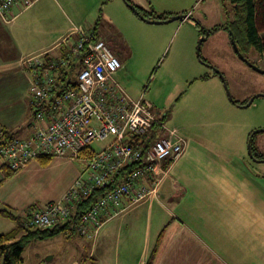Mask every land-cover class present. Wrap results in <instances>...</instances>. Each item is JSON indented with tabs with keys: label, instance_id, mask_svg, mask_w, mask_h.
Returning <instances> with one entry per match:
<instances>
[{
	"label": "crops",
	"instance_id": "crops-1",
	"mask_svg": "<svg viewBox=\"0 0 264 264\" xmlns=\"http://www.w3.org/2000/svg\"><path fill=\"white\" fill-rule=\"evenodd\" d=\"M74 1L38 0L23 11L16 6L12 11L15 18L10 23L0 13V130L16 132V139L20 141H29L33 133L32 87L37 76L60 83L61 74L66 76L71 71V62L56 71L44 67L70 60L80 38L79 31L87 32L74 24L69 13L70 10L75 13ZM107 1L109 18H123L125 30L145 24L123 0H80L83 5L86 3L94 9L101 6L106 11ZM131 1L158 16L187 15L186 11L159 13L150 0ZM181 22L198 29L196 41L203 37L193 19ZM115 26L119 43H123L119 46L125 47L127 53L115 80L125 91L118 78L127 70L136 45L130 37H125L120 26ZM88 33L100 38L97 30ZM249 56L251 61L264 66V53L251 47ZM38 60L43 61L40 67ZM216 75L208 73L202 76H208L206 79H197L218 80L221 84L212 83L215 98L206 105L219 106L227 112L235 108L243 110L246 107L239 105L257 93L250 92L244 100L232 103ZM247 108L251 109L242 114V123L237 119L228 121L230 128L222 134L229 139L213 138L221 141L217 149L205 143L210 137L197 133L181 135L185 151L172 164L164 163L168 174L159 186L158 195L141 202L124 216L120 214L106 220L90 236L79 235L81 240H74L69 264H264V162L253 161L242 143L230 144L238 136L233 126L239 129L240 135L250 133L247 142L255 129H264V97ZM258 134L253 138L254 147L257 154L264 156V138H257ZM75 162L70 158H53L47 166L41 165L39 160L30 162L0 185V210L19 215L33 205L61 200L81 177V166ZM3 178L1 169L0 181ZM131 215H135L132 221L146 216L148 229L138 233ZM15 227V222L0 216V235ZM61 235L72 239L76 236L62 233L53 238ZM0 264H3L2 258Z\"/></svg>",
	"mask_w": 264,
	"mask_h": 264
},
{
	"label": "built area",
	"instance_id": "built-area-1",
	"mask_svg": "<svg viewBox=\"0 0 264 264\" xmlns=\"http://www.w3.org/2000/svg\"><path fill=\"white\" fill-rule=\"evenodd\" d=\"M37 1L0 0V13L10 23L16 6L23 11ZM79 33L70 60L59 64H76L77 88L62 90L52 78L37 76L32 103L43 109L35 115L29 141L0 145V170L6 166L18 171L41 157L79 161L81 177L75 185L61 200L38 206L30 223L41 230L54 229L78 213L75 232L90 236L119 214L124 200L130 207L156 197L168 174L164 163L178 160L186 144L177 129L164 125L152 104L142 97L131 99L118 85L115 75L122 63L112 44L94 33ZM42 65L38 60L37 66ZM107 141L102 149L93 148Z\"/></svg>",
	"mask_w": 264,
	"mask_h": 264
},
{
	"label": "rangeland",
	"instance_id": "rangeland-1",
	"mask_svg": "<svg viewBox=\"0 0 264 264\" xmlns=\"http://www.w3.org/2000/svg\"><path fill=\"white\" fill-rule=\"evenodd\" d=\"M150 2L154 10L159 13L163 11H186L187 15L199 22V30H213L218 26L222 27L202 43L201 58L206 64L197 55V46L201 39L200 36L196 41L198 29L185 22L149 24L141 19L145 24L138 28L131 27L130 31H127L124 29L126 22L122 21L123 18H116L115 20L109 18L110 4L108 1L106 11L101 6L99 9H94L86 3L83 5L80 0H75L73 7L75 13L71 10L69 13L76 26L83 27L87 32L97 30L100 39L111 40L114 50L117 48V55L123 62L127 56L126 48L119 46V44L122 46L123 43H119L120 38L115 24L120 26L119 29L125 37L128 39L130 37L136 45L127 70L122 71L118 78L122 87L131 96L129 97L134 100L142 97L152 104L154 113L168 129H177L181 133L180 135L186 137L194 133L203 137H210L208 139L210 141L205 143L217 149L218 142L221 141L213 138L219 136L229 139L222 134L223 131L230 128L227 125L228 121L237 119L239 123H242L244 118L242 114L245 115V112L251 108H244L243 110L235 108L232 112H227L219 106L218 109L206 105L212 103L215 98L213 91L215 86L212 83L220 84V82L218 80L208 82L197 79H201L203 75L208 73H216L215 69H218L224 75L234 101L244 100V97L250 92L257 91L252 97L264 94V74L251 69L237 57L233 50L231 33L227 30L235 19L231 0H150ZM183 14L179 13L178 15ZM191 42L194 43L192 47ZM240 50L243 51L244 55L246 54L244 48H240ZM231 53L233 54L231 55ZM247 56L251 60L249 54ZM255 64L264 71L263 64ZM123 74L124 76H122ZM72 80L73 82L77 80L76 75L73 76ZM221 83L224 87L222 81ZM224 90L226 98L231 101L225 87ZM239 106L243 107L242 105ZM233 128L238 131L239 139L238 136L234 137L230 144L242 143L248 154L249 142H247V138L250 133L246 132L240 135L239 129L235 126ZM157 132L159 136L163 135L161 128H158ZM241 133H243L242 130ZM260 137L264 138V133L257 135V138L262 139ZM106 143L108 144V141L94 143L93 148L98 151ZM262 157L264 158L263 155ZM75 163L79 167L82 166L79 161ZM129 204L130 202L124 200L117 208L118 215L124 216L123 214L133 210L141 203L127 208ZM134 216H130L131 221ZM118 221H121V218ZM132 223L138 227V233L141 229L143 231L148 229L146 216L143 220L132 221ZM74 234L76 236L73 239L61 235L53 239L37 240L32 246L29 244L24 250L23 261L19 264H69L74 240L77 242L81 240L77 231ZM0 258L4 262V257L1 256Z\"/></svg>",
	"mask_w": 264,
	"mask_h": 264
},
{
	"label": "trees",
	"instance_id": "trees-1",
	"mask_svg": "<svg viewBox=\"0 0 264 264\" xmlns=\"http://www.w3.org/2000/svg\"><path fill=\"white\" fill-rule=\"evenodd\" d=\"M125 3L130 7L133 6L132 9L135 14L142 20H165L170 17L166 16H158L151 12H147L141 7L132 3L131 0H124ZM231 3L235 12V19L233 23L230 24L227 30L230 31L231 35V44L232 39L235 40L236 44L240 48H244L246 50V54H243V51L240 52L247 57L249 54V50L251 47L255 48L258 52L264 53V0H231ZM195 21V20H194ZM199 26V22L195 21ZM222 27L218 26L210 31V36L213 33H217ZM205 29H200L202 35H204ZM96 36V35H95ZM238 39V40H237ZM48 57H46L47 59ZM59 62L49 66H45L44 68H51L54 71L61 70L59 67ZM71 71L66 73V76L59 78V87L62 85V90H70L76 89L77 84L76 81L73 82V76L76 75V64L71 62L69 64ZM217 76V75H216ZM208 76L201 77V79H206ZM237 104L238 102H234ZM245 102L244 104H246ZM43 109L42 105L36 106L32 103V111L34 116L38 111ZM2 135L1 144H6L7 142L13 141L16 139V132H9L6 130H0ZM255 151V150H253ZM256 158L264 159L259 154H254ZM53 158L50 157H41L39 162L43 166H47ZM4 172V178L0 181V185L13 176L16 171H11L8 167L4 166L2 168ZM94 197H92L93 199ZM38 208L37 205H33L28 208L26 211L19 215H15L7 210H0V216L7 218L16 223V227L14 230L0 235V257H4L3 264H19L23 261V253L31 242L34 240H45L49 238H53L62 233L66 235L75 233V225L79 219V214L76 213L73 219L59 227H55L54 229L41 230L31 226V218L33 211Z\"/></svg>",
	"mask_w": 264,
	"mask_h": 264
},
{
	"label": "water",
	"instance_id": "water-1",
	"mask_svg": "<svg viewBox=\"0 0 264 264\" xmlns=\"http://www.w3.org/2000/svg\"><path fill=\"white\" fill-rule=\"evenodd\" d=\"M131 9H134L133 6H130ZM184 19H189L191 20L192 17L189 16V15H175V16H172L171 18L169 19H165V20H148V19H144V21H146L147 23H150V24H168V23H172V22H175V21H182ZM210 36V31L205 29L204 30V35L203 37H201V39L199 40V43H198V46H197V55H198V58L206 64V62L201 58V46H202V43L204 41H206ZM232 47H233V50L234 52L236 53L237 57L242 61L244 62L246 65H248L251 69L259 72V73H262L264 74V71L261 70L256 64L252 63L247 57H245L239 50V47L238 45L236 44L235 40L232 39ZM216 70V74L219 76V78L221 79V81L223 82L224 84V87L227 91V94L231 100L232 103H234V99L229 91V88H228V85L226 83V79L224 77V75L218 70V69H215ZM259 97H264V94H259V95H256L254 97H252L246 104L242 105L243 107H249L251 106V104ZM258 133H264V129H258L256 131L253 132V135H256ZM248 154H249V157L253 160V161H256V162H264V159L263 160H258L255 156H254V153H253V150H252V147H251V144L248 145Z\"/></svg>",
	"mask_w": 264,
	"mask_h": 264
},
{
	"label": "flooded vegetation",
	"instance_id": "flooded-vegetation-1",
	"mask_svg": "<svg viewBox=\"0 0 264 264\" xmlns=\"http://www.w3.org/2000/svg\"><path fill=\"white\" fill-rule=\"evenodd\" d=\"M247 58L249 59V57L247 56ZM250 60V59H249ZM251 61V60H250ZM252 62V61H251ZM255 64V63H254ZM253 138H254V135H251V137H250V141H249V144H251V147H252V150H255V151H253V153L254 154H257V152H256V149H255V147H254V141H253ZM258 160H263L262 158L261 159H259V158H257Z\"/></svg>",
	"mask_w": 264,
	"mask_h": 264
},
{
	"label": "bare ground",
	"instance_id": "bare-ground-1",
	"mask_svg": "<svg viewBox=\"0 0 264 264\" xmlns=\"http://www.w3.org/2000/svg\"><path fill=\"white\" fill-rule=\"evenodd\" d=\"M51 203V202H50ZM43 206V205H42Z\"/></svg>",
	"mask_w": 264,
	"mask_h": 264
}]
</instances>
